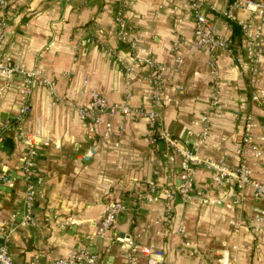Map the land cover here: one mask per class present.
I'll return each mask as SVG.
<instances>
[{
  "label": "crops",
  "instance_id": "crops-1",
  "mask_svg": "<svg viewBox=\"0 0 264 264\" xmlns=\"http://www.w3.org/2000/svg\"><path fill=\"white\" fill-rule=\"evenodd\" d=\"M121 1L131 37L145 51L142 57L165 66L168 83L173 82L176 46L184 55L185 63L176 76L185 90H173L178 102L162 108V129L170 131L197 159L225 155L236 163L235 145L242 139L245 115L254 113L258 120L264 117V107L253 110L250 104L247 76L225 78L221 116L213 117L210 101L216 74L224 78L234 66L235 55L195 50L194 17L186 0L13 2L6 10L8 25L0 61L10 58L55 82V95L37 83L25 127L60 141L62 147L39 151L36 226L24 227L26 146L15 123L21 98L14 91L23 77L15 76L11 87L0 91V174L13 179L12 186L0 182V247L8 245L16 264H29L35 256L43 262L66 258L81 248H89L100 264H148V257L140 252L130 261L129 241L163 250L164 264H219L226 249L236 257V264H264V247L256 245L245 226L236 228L229 223L246 221L262 207L250 188L244 192L219 188L211 170L196 163L191 167L195 193L213 204L203 205L196 199L183 204L179 197L169 204L164 192L180 187V156L171 161L162 141L150 144L147 121L116 117L112 137L120 142L119 149L87 132L81 121L76 108L87 105L94 91L110 102L136 107L144 104L143 96L149 91L147 70L137 67L126 72L120 62L133 65L128 46L118 40L116 17ZM208 1L218 10L210 19L220 34L240 39V31L221 14L226 0ZM3 14L0 11V20ZM206 113L212 118L211 132L201 144L196 134ZM2 136L11 141L10 147L1 145ZM92 145L97 156L88 163L82 156ZM251 167L253 178L264 181V157L252 161ZM152 182L156 184L154 194L150 192ZM113 202L126 209L114 233L100 238V224ZM185 241L194 243L196 253L183 247Z\"/></svg>",
  "mask_w": 264,
  "mask_h": 264
},
{
  "label": "built area",
  "instance_id": "built-area-1",
  "mask_svg": "<svg viewBox=\"0 0 264 264\" xmlns=\"http://www.w3.org/2000/svg\"><path fill=\"white\" fill-rule=\"evenodd\" d=\"M25 1L31 3L33 0H0V11L3 16L0 20V53L5 49L6 28L8 17L6 10L13 2ZM175 2L177 0H170ZM227 7L221 12L224 19L230 24L238 27L240 39L231 40L217 30L210 19L211 13H218L216 7L208 0H186V4L192 11L194 17L195 31L193 47L199 52L227 51L234 54V66L227 71L224 78L216 74L214 82V93L210 101V107L214 110L213 117L221 116L219 107L224 95V81L228 78L248 77L250 89V104L254 109L264 107V0H226ZM124 2L121 1L117 11L116 22L118 25V40L126 44L129 48L133 65L127 66L120 60L123 69L131 72L137 67L144 68L148 72L149 91L143 96L144 104L132 106L129 103H113L94 91L87 105L76 108L81 121L85 124L87 132L94 136H99L101 140L111 144L114 148L121 147L120 142L113 140V125L116 117L129 118L132 120L147 121L148 140L151 145L156 146L162 141L167 149V157L175 160V156H180V187L178 189L168 188L164 194L169 202L179 197L183 204H188L196 199L203 205H212L213 202L195 193V183L191 173L193 164H205L212 172L214 184L219 188L231 187L244 192L250 188L256 201L262 203V207L257 213L246 221H229V223L239 228L245 226L254 238L257 246L264 247V181L253 178L251 167L252 161L261 160L264 157V117L258 120L254 113L245 115V125L242 139L235 145L236 163L232 164L224 155L221 158L197 159L192 150L184 148L181 141L170 131L162 129L161 110L168 104L177 103L173 90L183 93L185 88L178 84V77L185 63L184 55L178 46L175 49V63L173 67V82L166 80V67L157 64L151 59L142 57L145 53L139 47L138 41L131 36L132 29L123 18ZM112 55L116 56L117 51L113 50ZM21 75L23 81L15 85L14 91L21 98V105L15 117V123L24 139L26 155L23 159L22 174L26 184L25 206L22 226H36L35 207L38 197L40 179L38 178L37 156L43 148L54 146L61 149L62 144L54 138L44 136L37 130L27 129L25 122L31 112L30 101L34 94L37 83L49 89L51 95H55L56 84L45 74L28 70L24 64H17L10 58L0 61V91L1 88L11 87V82L15 76ZM226 78V79H225ZM87 82V81H86ZM130 93V92H129ZM176 93V92H174ZM212 118L206 113L198 121L200 131L196 134L198 143L205 144L210 138ZM7 129V128H6ZM124 130L120 131V138L124 137ZM6 132V131H5ZM5 138L1 137V142ZM97 156V148L92 145L88 152L82 156L85 162H91ZM137 161V160H136ZM0 182L13 185V179L9 174H0ZM150 192H156V184L150 183ZM125 206L120 202L110 203L107 212L100 224L98 236L100 238L109 237L114 233L118 224L119 216L125 211ZM69 223H65L67 226ZM7 235L5 229L2 230ZM184 234V231L181 230ZM8 240V236H7ZM128 245L132 247L129 253L130 261L133 262L138 253L148 257V264H164L166 255L163 250L154 247H139L133 241ZM190 254L196 253V246L193 242L185 241L183 244ZM236 249V247H232ZM237 259L229 249L223 251L219 264H236ZM0 264H16L8 245L0 247ZM29 264H100L99 258L92 253L89 248H81L69 257L54 259L43 262L40 256H35Z\"/></svg>",
  "mask_w": 264,
  "mask_h": 264
},
{
  "label": "water",
  "instance_id": "water-1",
  "mask_svg": "<svg viewBox=\"0 0 264 264\" xmlns=\"http://www.w3.org/2000/svg\"><path fill=\"white\" fill-rule=\"evenodd\" d=\"M1 145L6 146V147H10L12 144H11L10 140H5V141L1 142Z\"/></svg>",
  "mask_w": 264,
  "mask_h": 264
},
{
  "label": "trees",
  "instance_id": "trees-1",
  "mask_svg": "<svg viewBox=\"0 0 264 264\" xmlns=\"http://www.w3.org/2000/svg\"><path fill=\"white\" fill-rule=\"evenodd\" d=\"M238 31H239V29H238V27H236V32L238 33Z\"/></svg>",
  "mask_w": 264,
  "mask_h": 264
}]
</instances>
